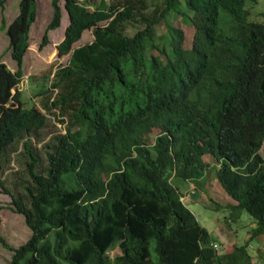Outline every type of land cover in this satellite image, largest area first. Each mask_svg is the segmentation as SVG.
Returning a JSON list of instances; mask_svg holds the SVG:
<instances>
[{
    "label": "trees",
    "instance_id": "trees-1",
    "mask_svg": "<svg viewBox=\"0 0 264 264\" xmlns=\"http://www.w3.org/2000/svg\"><path fill=\"white\" fill-rule=\"evenodd\" d=\"M60 1L52 0L40 50L61 26ZM131 1L101 0L90 9L65 0L69 24L57 48L70 60L57 73L54 87L64 94L53 105L68 111L69 122L47 151L45 173L30 140L24 143L29 203L11 196L32 235L14 247L0 232L12 250L7 264H257L249 245L264 239V20L251 21L247 3L259 0H163L159 14L128 34L113 23L134 18ZM37 12V0H19L18 15L2 23L17 64L13 72L0 57V187L7 194L5 151L48 120L17 88ZM87 30L93 41L74 47ZM209 155L234 201L229 223L242 210L256 223L244 245L227 244L224 254L209 245L210 231L172 182L210 168Z\"/></svg>",
    "mask_w": 264,
    "mask_h": 264
},
{
    "label": "rangeland",
    "instance_id": "rangeland-1",
    "mask_svg": "<svg viewBox=\"0 0 264 264\" xmlns=\"http://www.w3.org/2000/svg\"><path fill=\"white\" fill-rule=\"evenodd\" d=\"M90 9L99 6L101 0H79ZM107 3H117L119 0H105ZM37 19L32 25L30 33V46L24 57L22 81L17 86L22 90L27 105L36 104L47 113V125L41 130L31 134H25L19 138L4 153L3 180L10 193H5L0 187V232L10 246L18 247L25 243L32 235L31 229L25 222V217L15 211L12 204V196L19 197L27 204L29 197L25 186L31 181L27 172L28 157L25 154L24 143L28 140L39 158L38 171L45 173L48 166L47 151L56 146L57 137L66 132L69 122L67 110L55 107L53 101L64 94V87H54L59 84L58 71L69 65L70 55L60 57L58 55V44L63 40L65 30L69 24V16L65 7V0L60 1L63 16L61 26L49 32L50 43L42 50L40 44L48 24L53 16L52 0H37ZM129 5L133 11L134 18H125L115 21L113 24L120 31L132 34L136 29L143 26L142 18H151L157 15L163 8V0H132ZM250 9V20L261 22L264 20V0L257 3L248 2ZM19 13V0H8L5 8H0V57L8 68L16 72L17 64L11 57L9 38L2 27L5 18L9 24ZM177 21L178 15L171 18ZM112 22H103L100 25L109 26ZM164 24L158 27L159 33H163ZM94 39L93 31L87 30L82 39L74 47L91 43ZM153 54H158L154 51ZM16 89L14 90V92ZM30 107V106H29ZM154 133H158L155 130ZM264 158V144L260 149ZM207 157V156H206ZM210 168L207 170H195L192 179L184 181L174 178L173 183L178 187L180 193L186 196L185 202L195 214L200 224L210 231L209 245H217L219 254L227 251V244L232 248L233 244L244 245L250 237V232L256 225L255 220L242 210L241 217L229 223L227 220L232 215L229 203H234L225 192L217 179L219 163L209 155L207 157ZM119 249L110 253L114 257ZM153 256L156 257L155 247L152 246ZM249 252L254 256L257 264H264V239H253L249 245ZM12 250L5 247L0 241V264H7L11 260Z\"/></svg>",
    "mask_w": 264,
    "mask_h": 264
},
{
    "label": "built area",
    "instance_id": "built-area-1",
    "mask_svg": "<svg viewBox=\"0 0 264 264\" xmlns=\"http://www.w3.org/2000/svg\"><path fill=\"white\" fill-rule=\"evenodd\" d=\"M181 199H182L183 201H185V200H186V196L182 195ZM215 247L217 248V245H215Z\"/></svg>",
    "mask_w": 264,
    "mask_h": 264
}]
</instances>
